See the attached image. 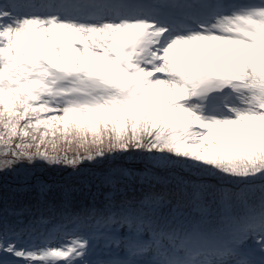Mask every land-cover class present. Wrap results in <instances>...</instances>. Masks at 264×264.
Returning a JSON list of instances; mask_svg holds the SVG:
<instances>
[{
    "label": "snow or ice",
    "instance_id": "1",
    "mask_svg": "<svg viewBox=\"0 0 264 264\" xmlns=\"http://www.w3.org/2000/svg\"><path fill=\"white\" fill-rule=\"evenodd\" d=\"M121 157L103 210L0 212V264H264V0H0V172ZM175 170L217 183L116 200Z\"/></svg>",
    "mask_w": 264,
    "mask_h": 264
},
{
    "label": "trees",
    "instance_id": "2",
    "mask_svg": "<svg viewBox=\"0 0 264 264\" xmlns=\"http://www.w3.org/2000/svg\"><path fill=\"white\" fill-rule=\"evenodd\" d=\"M101 165L99 168L94 166ZM92 166V167H91ZM118 169H131L137 174L145 171V165L134 158H118L100 164H83L79 169L50 167L43 163L17 165L14 169L0 172V212L6 211L11 218L13 210L27 208L34 213L42 212L45 216L59 219L64 215L83 216L91 210H103L105 197L112 188L105 182L110 172ZM64 171L63 173H61ZM157 175L169 181L167 189L164 184L155 181L141 183L139 175L133 180L120 176L116 200L122 198L139 200L145 193L170 190L174 187L173 176H181L186 180L204 179L216 184L217 181L202 174L189 173L187 170L157 172ZM224 187L232 188V184ZM41 189H44L41 194ZM27 219V217H25ZM91 229L85 225L82 231Z\"/></svg>",
    "mask_w": 264,
    "mask_h": 264
},
{
    "label": "rangeland",
    "instance_id": "3",
    "mask_svg": "<svg viewBox=\"0 0 264 264\" xmlns=\"http://www.w3.org/2000/svg\"><path fill=\"white\" fill-rule=\"evenodd\" d=\"M240 2H247V0H240ZM101 165H97V166H94L95 168H99ZM92 167V166H91ZM61 172V171H60ZM64 171H62L61 173H63Z\"/></svg>",
    "mask_w": 264,
    "mask_h": 264
}]
</instances>
